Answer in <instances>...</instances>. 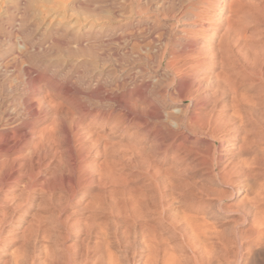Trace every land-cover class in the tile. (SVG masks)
I'll return each instance as SVG.
<instances>
[{"label":"bare ground","instance_id":"obj_1","mask_svg":"<svg viewBox=\"0 0 264 264\" xmlns=\"http://www.w3.org/2000/svg\"><path fill=\"white\" fill-rule=\"evenodd\" d=\"M93 1L4 3L0 264H264V0Z\"/></svg>","mask_w":264,"mask_h":264},{"label":"rangeland","instance_id":"obj_2","mask_svg":"<svg viewBox=\"0 0 264 264\" xmlns=\"http://www.w3.org/2000/svg\"><path fill=\"white\" fill-rule=\"evenodd\" d=\"M37 2L39 1V0H36ZM41 1V2H40ZM39 2H38V4L39 3H41L40 5H38L37 3L36 4H34V5H32V6H30V11L35 15L36 14V16L34 17V19L33 20H37V19H39V18H41V19H43V16L42 17H40L41 16V14H40V16H39V14H38V12H40V13H42V15H47V16H51V15H55V14H58V13H60V12H62L61 10L63 9V7H64V5L62 4L63 2L62 1H65V0H40ZM45 1H47V2H45ZM51 1V2H50ZM61 3H60V2ZM100 3H97V2H95V1H93V3L91 2V4H90V6L91 7H101L100 5H103L102 7H101V9L102 10H104V11H106V12H109V11H112V10H114V0H98ZM5 2H7V5L9 4L8 2H10V0H0V16L2 15V13L4 12V10H2V9H4V6L6 7V5L4 4ZM50 2V6H49V4H47V3H49ZM53 2V4H51ZM57 2H59L60 4H58ZM44 3V4H43ZM45 3L50 7H48V6H46L45 5ZM55 3V4H54ZM106 3V4H105ZM110 3V4H109ZM61 4H62V6H61ZM85 4V3H84ZM94 4V5H93ZM99 4V5H98ZM109 4V5H108ZM37 5V6H36ZM43 7H42V6ZM93 5V6H92ZM33 6H35V7H33ZM46 6V7H45ZM61 6V7H60ZM47 7H48V9H51L52 11L50 12V10L48 11L47 10ZM98 7V8H99ZM107 7V8H106ZM111 7V8H110ZM33 8V9H32ZM40 9H41V11H40ZM2 10V11H1ZM35 10H37L35 13L33 12V11H35ZM56 10H58V11H56ZM44 12V13H43ZM53 13V14H52ZM38 14V15H37Z\"/></svg>","mask_w":264,"mask_h":264}]
</instances>
